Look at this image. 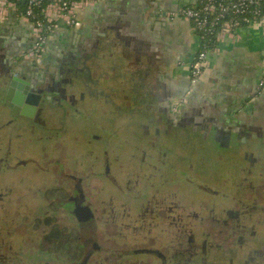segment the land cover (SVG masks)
I'll return each mask as SVG.
<instances>
[{
	"label": "crops",
	"instance_id": "obj_1",
	"mask_svg": "<svg viewBox=\"0 0 264 264\" xmlns=\"http://www.w3.org/2000/svg\"><path fill=\"white\" fill-rule=\"evenodd\" d=\"M185 2L95 0L78 7V25L70 27L65 18L60 19L39 64L22 56L32 43L29 24L8 11L0 17V101L6 94L9 74L30 80L33 70H39L36 83L38 76L52 84L60 83L72 100V113L78 115L81 110L91 122L100 123L99 128L110 116L129 113L136 100L137 106L152 117L151 126L166 125V117L187 116L207 120L213 128L211 135L225 129L260 131L263 135L264 86L259 87L258 80L264 70V28L244 27L233 35L220 36L217 50L209 54L208 68L193 84L189 65L198 39L191 24L167 22L155 15L160 6L172 9ZM135 86L141 88L135 90ZM180 98H185L183 104L174 105ZM58 109L54 107V112ZM137 125L150 130L146 119ZM148 138L144 135L140 141L149 142ZM253 156L264 163V156L257 152ZM256 232L264 236V227ZM252 248L258 253L251 254L245 263L240 256L231 264H264V241Z\"/></svg>",
	"mask_w": 264,
	"mask_h": 264
},
{
	"label": "flooded vegetation",
	"instance_id": "obj_2",
	"mask_svg": "<svg viewBox=\"0 0 264 264\" xmlns=\"http://www.w3.org/2000/svg\"><path fill=\"white\" fill-rule=\"evenodd\" d=\"M37 73L39 70H33L30 74L33 78L25 79L29 82V90L40 94L36 101L32 96L24 95L21 89H16L8 98L5 94L3 105L9 108V113L12 110L21 118H29L44 125L47 115L49 117L52 113L53 117L56 116L58 110L54 112V107L61 106L63 102L70 104L72 100L64 94L60 83L52 84L46 78L41 80L39 76L40 80L36 83ZM11 100L18 101V107L15 108ZM30 104L36 105L31 116L28 115ZM154 120L159 122L160 118ZM166 120V125H156L152 131L140 126L143 130L139 137L148 134L150 141L145 144L140 141L142 158L139 164H143V167L137 174L126 175L132 178L126 179L125 174L110 173L111 163H105L107 171L102 177L106 196L111 194L110 203L105 204V212L112 215L103 222L106 229L104 240L110 239L113 244L122 240V249L114 250L116 255H113L112 264H231L232 260L240 256L245 263L251 254L258 253L252 245L264 241L256 232V229L264 227V163L253 156L255 152L264 156V132L262 135L260 131L254 134L243 129H225L220 133L215 130L211 135L213 128L206 124L205 119L190 120L187 116H173L166 117ZM178 133H184L185 136L184 153L187 141H197L199 144L196 151H192L195 145L190 147L191 155H184V205L172 200L178 196L171 189L172 180L160 181L159 177L166 174L163 167L170 164L166 158L167 145L163 142L174 135L178 136ZM217 134L220 136L215 143ZM255 136L258 138H253ZM259 138V141H255ZM148 149L152 154L147 157ZM6 152L9 151L5 149L2 164L9 163ZM191 156L193 160L189 158ZM123 161L119 163L123 164ZM125 161V165L135 164ZM143 169L149 173H142ZM71 179L74 180L75 176L71 175ZM123 180L132 184L131 187H123L120 184ZM43 198L51 200L56 219V244L64 245L54 251V258L62 260L64 264H89L96 251L112 250L109 248L113 246L102 247L97 241L94 209L83 192L81 179L76 180L73 188L62 185L53 187ZM114 199L120 202L118 211H114L116 206L111 203ZM60 211L75 218L74 226L60 223ZM35 223L38 226L41 220ZM179 223L180 227H184V248L179 243L180 248L170 256L172 228H178L174 224ZM110 226L114 232L107 230ZM175 241L180 242L178 237ZM130 242L135 244L127 248Z\"/></svg>",
	"mask_w": 264,
	"mask_h": 264
},
{
	"label": "rangeland",
	"instance_id": "obj_3",
	"mask_svg": "<svg viewBox=\"0 0 264 264\" xmlns=\"http://www.w3.org/2000/svg\"><path fill=\"white\" fill-rule=\"evenodd\" d=\"M138 88L141 87L135 86V90ZM134 97L136 98L135 95ZM3 103L4 100H1L0 104ZM135 103L129 111L133 116L129 113L123 117L110 116L100 128V123L91 122L92 120L84 116L81 110L78 115L72 113L71 105L64 102L61 103V107L66 109L65 112L58 106L59 119L56 117L58 112L55 117L47 115L48 119L44 118V125L29 118H21L12 110L9 113L8 107L0 108L2 114L0 117V264H64L62 260L54 258L50 252L53 249V241L51 238L48 240L46 236L53 231L52 227L56 219L52 209L50 210L51 200H45L43 195L55 186L73 188L78 178L81 179L83 192L94 209L98 243L106 248L113 246L109 248L112 249L111 251H96L89 264L109 262L112 264L113 255H116L114 250L122 249V240L116 241L115 244L110 239L104 240L106 229L103 222L107 216L112 215L110 212H105V204L110 203L111 197L110 193L108 197L106 196L105 181L102 177L107 171L105 163H111L110 173L125 174V176L137 174L143 167V164H139L142 149H136L141 145L139 136L143 129L139 128L137 122L146 119L150 129L156 126V124L151 126L152 117L137 106L138 101L135 100ZM6 108H8L7 113ZM184 137V133H178V136L174 135L169 140L161 137L167 140L163 144L167 145L166 158L170 164L163 167L166 174L163 172L164 175L159 176L160 181L172 180L171 189L178 194L172 200L183 205L184 155H191L199 145L197 141H187L188 146L184 153ZM131 143L135 146L129 147ZM194 145L195 149L191 151L190 147ZM5 149L9 151L6 152L8 164H2ZM147 151L148 154H152L149 149ZM191 157L189 158L193 160L194 157ZM121 160H124L123 164L119 163ZM125 160L135 164L125 165ZM19 162L22 163L16 165ZM17 166L18 168H15ZM7 167L12 170H7ZM4 169H6L5 173ZM141 172L149 173L147 169ZM71 175L75 176L74 180L71 179ZM128 178L132 176H126V179ZM126 182L127 180H123L120 184L123 187H131L132 184ZM111 203L116 206L114 211H118L120 202L117 203L114 199ZM39 216L41 223L37 226L35 222ZM58 220L62 225L75 224V218L62 211L58 214ZM174 225L179 229L175 226L172 228L170 256L180 248L179 243H182L184 248V227H180V223ZM107 230L114 232L111 226ZM177 237L180 241L178 243L175 241ZM134 244L130 242L127 248ZM147 258L153 260L151 257Z\"/></svg>",
	"mask_w": 264,
	"mask_h": 264
},
{
	"label": "built area",
	"instance_id": "obj_4",
	"mask_svg": "<svg viewBox=\"0 0 264 264\" xmlns=\"http://www.w3.org/2000/svg\"><path fill=\"white\" fill-rule=\"evenodd\" d=\"M19 0H0V17L13 11L30 26L32 43L22 56L25 60L40 63L46 45L64 19L66 25L77 26L76 8L95 0H24L26 6L19 9ZM155 15L167 22L183 20L191 24L198 39V48L189 65V78L194 84L209 66V54L217 50L219 37L233 35L240 28H264V0H186L177 8L159 7ZM215 35V44L208 46V35ZM258 86H264V70ZM185 98L178 99L176 106L183 104Z\"/></svg>",
	"mask_w": 264,
	"mask_h": 264
},
{
	"label": "water",
	"instance_id": "obj_5",
	"mask_svg": "<svg viewBox=\"0 0 264 264\" xmlns=\"http://www.w3.org/2000/svg\"><path fill=\"white\" fill-rule=\"evenodd\" d=\"M33 64V63H32ZM17 83H19V85H17ZM6 86H7V98L9 96V94H11L13 91H15L16 89H21L20 91H22L24 93V95H30L34 98V100L36 101L39 97H40V94L34 90L30 91L29 88H30V85H29V82H27L25 79H21L19 78L18 76L14 75V74H11L8 76V80H7V83H6ZM23 87H25V90H23ZM12 103L14 104V107H18L19 105V102L16 101V100H11ZM36 109V105L35 104H30L28 106V110L30 112H28V115H32V111H34Z\"/></svg>",
	"mask_w": 264,
	"mask_h": 264
},
{
	"label": "trees",
	"instance_id": "obj_6",
	"mask_svg": "<svg viewBox=\"0 0 264 264\" xmlns=\"http://www.w3.org/2000/svg\"><path fill=\"white\" fill-rule=\"evenodd\" d=\"M17 3H18V5H19V9H24L25 8V6H26V2L24 1V0H19V1H17ZM207 39H208V46H213L214 44H215V35L214 34H212V35H208L207 36ZM52 209V210H51ZM50 210L52 211V214H53V208H52V206H50ZM54 216V215H53ZM44 217V216H43ZM48 219V218H47ZM36 220H41L40 218L39 219H36ZM38 224H40V223H38ZM53 231H51V233L50 234H48L46 237H47V239L49 240V238H51V240L53 241V243H52V246H53V249L52 250H50V252H51V255L52 256H54V251L56 250V249H58V248H60V247H62V246H64V245H62V246H60V245H57L56 244V235H57V232H56V228H55V225H53ZM47 240V241H48ZM45 250V249H44Z\"/></svg>",
	"mask_w": 264,
	"mask_h": 264
}]
</instances>
